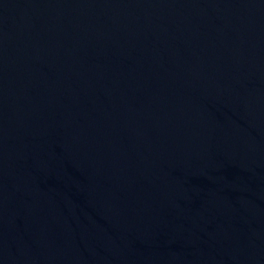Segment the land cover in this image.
I'll use <instances>...</instances> for the list:
<instances>
[{
    "label": "water",
    "instance_id": "obj_1",
    "mask_svg": "<svg viewBox=\"0 0 264 264\" xmlns=\"http://www.w3.org/2000/svg\"><path fill=\"white\" fill-rule=\"evenodd\" d=\"M0 264H264V0H0Z\"/></svg>",
    "mask_w": 264,
    "mask_h": 264
}]
</instances>
